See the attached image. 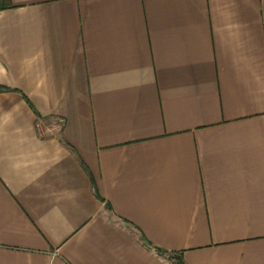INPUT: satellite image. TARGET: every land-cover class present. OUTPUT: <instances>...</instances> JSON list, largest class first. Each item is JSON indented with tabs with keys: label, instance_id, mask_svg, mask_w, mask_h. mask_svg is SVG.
Segmentation results:
<instances>
[{
	"label": "crops",
	"instance_id": "1",
	"mask_svg": "<svg viewBox=\"0 0 264 264\" xmlns=\"http://www.w3.org/2000/svg\"><path fill=\"white\" fill-rule=\"evenodd\" d=\"M171 255L264 264V0H0V264Z\"/></svg>",
	"mask_w": 264,
	"mask_h": 264
},
{
	"label": "trees",
	"instance_id": "2",
	"mask_svg": "<svg viewBox=\"0 0 264 264\" xmlns=\"http://www.w3.org/2000/svg\"><path fill=\"white\" fill-rule=\"evenodd\" d=\"M145 242L150 245V243L148 242V240H146V238H145ZM155 250H157L158 252H162V250H160L159 248H156ZM171 257H172V259L174 258L173 255H171ZM178 264H185V263L182 262L181 258H179Z\"/></svg>",
	"mask_w": 264,
	"mask_h": 264
},
{
	"label": "rangeland",
	"instance_id": "3",
	"mask_svg": "<svg viewBox=\"0 0 264 264\" xmlns=\"http://www.w3.org/2000/svg\"><path fill=\"white\" fill-rule=\"evenodd\" d=\"M173 257L176 259L177 262H179V257L176 255H173Z\"/></svg>",
	"mask_w": 264,
	"mask_h": 264
}]
</instances>
